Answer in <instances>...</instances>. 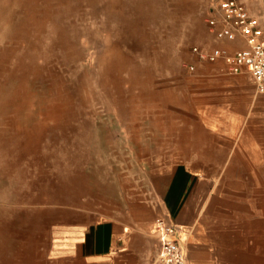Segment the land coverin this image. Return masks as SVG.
Instances as JSON below:
<instances>
[{"label":"rangeland","instance_id":"rangeland-1","mask_svg":"<svg viewBox=\"0 0 264 264\" xmlns=\"http://www.w3.org/2000/svg\"><path fill=\"white\" fill-rule=\"evenodd\" d=\"M212 5L0 0V264H48L75 210L133 207L176 143L209 139L191 110V48L213 45ZM241 186L231 202L226 189L219 262L264 264V182Z\"/></svg>","mask_w":264,"mask_h":264},{"label":"crops","instance_id":"crops-1","mask_svg":"<svg viewBox=\"0 0 264 264\" xmlns=\"http://www.w3.org/2000/svg\"><path fill=\"white\" fill-rule=\"evenodd\" d=\"M244 2L264 31V0ZM214 45L233 52L245 42L238 36ZM197 62L191 110L209 139L186 136L176 143L172 150L179 155L152 174L133 207L75 210L82 222L56 228L48 264H158V218L175 227L187 264H220L229 257V224L221 218L226 189L231 202L246 191L244 183L264 182V93L246 71L232 74L223 61Z\"/></svg>","mask_w":264,"mask_h":264},{"label":"built area","instance_id":"built-area-1","mask_svg":"<svg viewBox=\"0 0 264 264\" xmlns=\"http://www.w3.org/2000/svg\"><path fill=\"white\" fill-rule=\"evenodd\" d=\"M207 24L214 41H234L242 36L245 46L231 52L228 46L214 45L211 48L193 46L191 51L197 61L216 63L223 61L228 72L250 74L256 90L264 93V31L258 17L248 10L244 0H212ZM195 63L188 65L190 71ZM153 231L160 239L158 264H187V255L176 237L175 227L165 218L153 223Z\"/></svg>","mask_w":264,"mask_h":264}]
</instances>
